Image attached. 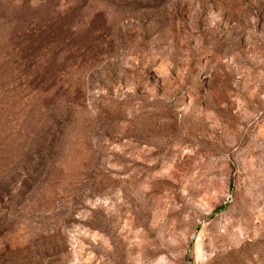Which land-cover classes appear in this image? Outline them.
Masks as SVG:
<instances>
[{
    "label": "rangeland",
    "instance_id": "1",
    "mask_svg": "<svg viewBox=\"0 0 264 264\" xmlns=\"http://www.w3.org/2000/svg\"><path fill=\"white\" fill-rule=\"evenodd\" d=\"M0 264H264V0H0Z\"/></svg>",
    "mask_w": 264,
    "mask_h": 264
}]
</instances>
